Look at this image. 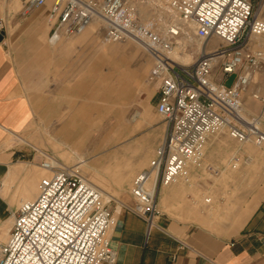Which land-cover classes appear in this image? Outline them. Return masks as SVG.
<instances>
[{
  "label": "crops",
  "instance_id": "crops-1",
  "mask_svg": "<svg viewBox=\"0 0 264 264\" xmlns=\"http://www.w3.org/2000/svg\"><path fill=\"white\" fill-rule=\"evenodd\" d=\"M9 1L0 0V218L36 198L45 172L41 152L74 167L77 156L89 161L100 149L97 163L103 169L124 166L122 187H128L133 174L148 166L158 123L125 125L115 150L109 151V133L94 145L95 105L110 84V48L100 42L101 33L85 28L51 42L45 10L23 15V2L14 12ZM146 105L150 111L151 99ZM227 178L228 187L220 182ZM185 190L200 192L198 206L187 202ZM203 194L210 197L202 202ZM224 194L225 204L219 202ZM155 202L159 216L147 236L129 193L113 200L110 245L116 264H264V146L239 144L225 133L212 136L201 164L189 169L188 182L160 187Z\"/></svg>",
  "mask_w": 264,
  "mask_h": 264
},
{
  "label": "built area",
  "instance_id": "built-area-1",
  "mask_svg": "<svg viewBox=\"0 0 264 264\" xmlns=\"http://www.w3.org/2000/svg\"><path fill=\"white\" fill-rule=\"evenodd\" d=\"M49 2L51 42L98 22L103 43L133 40L152 59L147 81L158 85L154 109L165 134L128 189L147 236L159 216L157 190L187 183L189 169L201 164L212 136L225 133L239 144L264 146V87L251 96L261 107L257 115L245 113L241 98L264 67V50L252 46L264 38V19L252 0H138L150 7L148 20L131 0H24L22 14ZM191 38L201 46L191 64L172 60L174 47ZM188 51L184 44L183 52ZM230 75L235 80L227 87L224 80ZM40 155L39 166L49 175L39 181L34 200L9 212L6 240L0 237V264H116L110 245L115 209L78 168Z\"/></svg>",
  "mask_w": 264,
  "mask_h": 264
},
{
  "label": "rangeland",
  "instance_id": "rangeland-1",
  "mask_svg": "<svg viewBox=\"0 0 264 264\" xmlns=\"http://www.w3.org/2000/svg\"><path fill=\"white\" fill-rule=\"evenodd\" d=\"M13 1V0H12ZM11 0L14 12L20 10V5L17 7ZM133 4H138V0H131ZM254 4L256 14L262 19H264V0H252ZM11 5V4H10ZM139 5V14L143 20L150 19L151 10L150 7ZM51 7V2L47 3L42 9L38 11H46V17L44 26L49 27L48 22V13ZM9 9V8H8ZM101 24L98 22L92 23L89 27L92 30H95L97 33H101ZM188 33H191V28H189ZM185 41L184 44L189 45V51L186 54L194 55L196 54V47L199 43L192 38ZM104 48L109 47V75H110V84L108 89H104L102 92V100L99 101V105H95V114H94V145L99 142V139L104 135V137L109 133L110 136V149L109 151L115 150L117 145H119L124 139V126L125 125H134L140 126L141 123H158V132L157 140L155 144L151 147L152 153L148 156L147 164L152 157L154 149L160 144L165 134V123L162 118L155 112V103L158 95V85L155 83H149L147 77L149 71L152 68V59L150 56L143 50V48L133 40H126L123 42L116 43H103ZM181 42V41H180ZM254 49H263L264 50V38H259L255 40L253 44ZM174 50L181 52L179 45L174 47ZM193 57V56H192ZM193 60H190V63ZM135 75H140L139 80H135ZM252 80V83L249 87L242 93V103L243 108L246 114L257 115L260 112V104L252 99V94L255 91H261L264 87V67L261 71L257 72ZM235 80L234 75H230L225 78L224 85L229 87L233 84ZM100 97V96H99ZM151 99L152 107L150 111L146 110L145 107L146 101ZM149 106V105H148ZM134 117V119H132ZM101 151L98 150L91 154L90 160L85 161L84 158L77 156V163L74 167L78 168L79 173L82 174L84 178L90 181L94 186L99 188L102 194V200L106 203L107 206L113 208V200H116L128 192L131 182H127L128 187H122V184L125 177V167L118 165V163H112L109 167L103 169L100 164L97 162L101 161ZM134 157L135 152L131 153ZM94 163V164H92ZM38 170V169H37ZM40 171V170H38ZM40 177L38 181L46 176L49 173L40 171ZM230 174H233V171H229ZM135 174H133V177ZM131 177V179L133 178ZM130 179V180H131ZM232 181V180H231ZM222 185L228 187L229 179L221 181ZM233 184V182H232ZM179 186H185L184 183H179ZM189 186V184H188ZM186 187V186H185ZM184 197L191 206H198V198L200 192L192 193V190L188 192L185 190ZM189 193V194H188ZM2 193L0 194V196ZM203 202L204 198L210 197L207 194L201 196ZM106 198L108 200H106ZM229 195L224 194L221 196L220 203H227ZM112 200V201H111ZM0 233L1 238L5 231L10 227V224L7 221V217L2 215L0 218ZM229 220L223 222V224L228 225ZM228 226L223 225V230H226ZM221 230V231H223Z\"/></svg>",
  "mask_w": 264,
  "mask_h": 264
},
{
  "label": "bare ground",
  "instance_id": "bare-ground-1",
  "mask_svg": "<svg viewBox=\"0 0 264 264\" xmlns=\"http://www.w3.org/2000/svg\"><path fill=\"white\" fill-rule=\"evenodd\" d=\"M15 2H16V4L19 2V0H15ZM183 45H184V41H181L180 42V46H181V52H177V51H175V50H173V52L171 53V55H170V58L172 59V60H174V61H176V62H179V63H183V64H189L190 63V60H192V55H190V54H185L184 52H183ZM200 45H198L197 47H196V52L200 49ZM46 172V171H45ZM101 194H102V192H101ZM103 196H104V194H103ZM106 200H108L107 198H106ZM7 221H8V223L9 224H11V220L10 219H7ZM8 230H9V228L5 231V233L3 234V238H1L2 240L4 239V240H6V237H7V232H8ZM3 240V241H4Z\"/></svg>",
  "mask_w": 264,
  "mask_h": 264
},
{
  "label": "water",
  "instance_id": "water-1",
  "mask_svg": "<svg viewBox=\"0 0 264 264\" xmlns=\"http://www.w3.org/2000/svg\"><path fill=\"white\" fill-rule=\"evenodd\" d=\"M3 39V33L0 32V41Z\"/></svg>",
  "mask_w": 264,
  "mask_h": 264
}]
</instances>
